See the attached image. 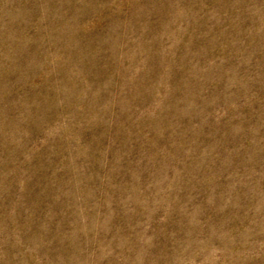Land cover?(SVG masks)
<instances>
[{"label":"rangeland","instance_id":"obj_1","mask_svg":"<svg viewBox=\"0 0 264 264\" xmlns=\"http://www.w3.org/2000/svg\"><path fill=\"white\" fill-rule=\"evenodd\" d=\"M0 264H264V0H0Z\"/></svg>","mask_w":264,"mask_h":264}]
</instances>
